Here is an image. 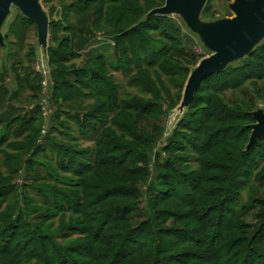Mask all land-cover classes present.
Wrapping results in <instances>:
<instances>
[{
	"label": "rangeland",
	"instance_id": "obj_1",
	"mask_svg": "<svg viewBox=\"0 0 264 264\" xmlns=\"http://www.w3.org/2000/svg\"><path fill=\"white\" fill-rule=\"evenodd\" d=\"M165 1L42 0L51 20L45 67L35 24L23 25L12 8L0 48V264H113L134 248L116 264H217L211 249L225 245L221 261L244 264L245 253L229 244L255 235L248 261L264 264V137L249 147L264 79L235 85L211 76L174 116L191 71L210 52L181 16H150ZM231 2L209 0L202 19L232 17ZM132 43L143 51L126 59ZM263 47L264 39L253 59L264 64ZM88 69L106 81L98 74L76 81ZM59 79L74 99L64 100ZM98 99L108 108L96 114ZM215 107L224 117L205 130ZM187 114L189 126L177 129ZM217 128L223 133L214 140H224L209 147ZM237 178L246 186L229 189ZM18 216L42 243L32 250L29 239L22 262ZM152 219L166 234L128 239Z\"/></svg>",
	"mask_w": 264,
	"mask_h": 264
},
{
	"label": "water",
	"instance_id": "obj_2",
	"mask_svg": "<svg viewBox=\"0 0 264 264\" xmlns=\"http://www.w3.org/2000/svg\"><path fill=\"white\" fill-rule=\"evenodd\" d=\"M208 1L166 0L164 6L150 12V16H181L188 29L200 37L210 52L191 71L182 102L174 116L184 114L205 78L222 72L234 62L248 57L264 39V0H233L229 5L234 13L232 17L205 21L202 19V13ZM13 7L18 8L25 18L35 24L37 48L43 50L41 55L45 67V59L49 56L51 20L42 0H0V48L7 47L3 27L10 18ZM252 115L255 123L250 127L252 133L249 147L264 134V110L258 109L252 112Z\"/></svg>",
	"mask_w": 264,
	"mask_h": 264
},
{
	"label": "trees",
	"instance_id": "obj_3",
	"mask_svg": "<svg viewBox=\"0 0 264 264\" xmlns=\"http://www.w3.org/2000/svg\"><path fill=\"white\" fill-rule=\"evenodd\" d=\"M103 11H104V7H101L100 10H99V12L101 13L100 16L98 17L99 19H101L103 17L102 16L103 15ZM21 22H22L23 25L33 24L32 21H30L29 19L25 18L24 16L22 17ZM5 41H6V36H5ZM143 41L145 42L144 38H143ZM6 44H7V41H6ZM143 45L142 44L138 45V43L137 44H134V43L126 44V45H124V48H123V55L122 54L121 55L124 56L126 59L131 58V54L133 55L134 52H139V51L142 52L143 51V48H142ZM2 48H5V47H2ZM49 49H50V47H49ZM262 49H263L262 52H264V47ZM258 52H260V49L259 50L257 49L252 54H250L249 58L245 59L243 61V64L240 65L239 67H232V68L228 67L226 70H224L222 72L210 75L207 78H205L203 80V82L201 83V85H200V87H199V89H198L196 94H198L199 90L202 88L203 84L207 81V79L209 77L212 78V77L220 76V75H222V77L226 76L225 77V83L229 82V79H231L232 82L235 85H238V84L240 85L243 82H245L246 80H263L264 79V64L253 59V58H258L259 59L258 54H256ZM136 56H138V55H136ZM91 57H92L93 60H96L98 63H102L103 64V61H104L103 57H100V56L97 57L95 55L91 56ZM82 74H86L87 76L89 75V76H92V77H94V76H96L98 74V76H97L98 78H101L102 80L106 81L105 77H103V78L100 77L99 73L97 72V70H94V69H88V70H85V71L83 70V71L79 72V74H78L79 76H78V79H76V81H79L80 76ZM108 82H109V80H108ZM106 84H107V82H106ZM59 86H60L59 89L61 90V95H62V97L64 98L65 101H69V100L74 99L75 95L68 88L69 84H67V82H65L64 80L59 79ZM110 86H111V84H110ZM230 87L233 88L235 86H230ZM109 89H110L109 96L112 99H114L115 98V94L117 93V87H114L112 85V87H109ZM195 96H197V95H195ZM194 99H196V97ZM95 105L96 106H95V109L93 111L96 114L103 113V112H105L106 108H108V104H107V100L106 99L105 100H101V99L99 100L98 99L96 101ZM223 115L224 114L221 113L220 108L215 107V112L213 113V115H211V117L208 118V120L206 122V126L204 127V129L207 130V126L211 123V121H218L219 119L224 117ZM190 116H191L190 114H187L185 117H183L179 121V123L177 125V129H181V130L186 129L189 126ZM225 116H226V114H225ZM253 119H254V117H253ZM254 121H255V119H254ZM219 130H220V128H217L214 131V133H211V135H209L210 136L209 140H208L209 147H212V145H214V143H215V146L217 147V146H219L218 144H221V142L224 140L223 138H218L216 141L214 140V137H216L217 132L218 133L222 132L221 131L222 129L220 131ZM223 131H225V130L223 129ZM263 137H264V134L257 141L263 139ZM244 164H246L245 160H244ZM168 167H170V169H171V168H174V165L169 164ZM168 178H169V175H168ZM237 179L238 180H235L234 185L233 184L230 185L229 189H233V188H239L240 189V188H244L246 186L247 183H245L246 182L245 180H242L241 178L240 179L237 178ZM196 192H198V195L200 194V190L196 189ZM213 192H214L213 196H215L214 198H215V201H216L217 197L219 196L220 190L217 188ZM219 198H221V197H219ZM229 200H230V197L229 196L227 197V194H226V196L224 195V197L221 200H219L218 203L220 204V207H224V203L225 202H229ZM231 202H233V200ZM235 215H236V213L234 212V217H235ZM121 219H125V215L124 214H122ZM16 226L18 227L17 240L20 242V245H18V244L15 245L14 246V250H15L16 258L18 259L19 262H22L23 261L22 252H23V250H25L24 246H25V244L27 245V243L29 242V239H32V245L30 246V248H32V250L36 249V248H39L42 245V243L40 241H38L34 237V234L31 231H29L28 226L26 225L23 217H21V216L17 217ZM151 231L152 232L153 231L154 232H161V233H165L166 234V232L163 231V229L158 226V222L156 223V220L152 219L151 221H148V222H146L145 224H143L141 226H138V227H135V228H131L130 232H129L128 239L130 238L131 240H133V241H135L137 243L140 240H142V238H145L149 234V232H151ZM169 233L170 232H168V234ZM257 237H258L257 235L254 236V238L256 240H258ZM255 239L251 238L250 240H248V238L245 237V239H242V240H235L231 244H229V248L237 249L238 250L237 253H245L246 256H245V259L243 260L244 264H254V262L251 263L248 260L249 259H253V257H256V253H255V249H254V245L256 244ZM227 246L228 245H225L224 247H222L221 250H218V249L217 250H215V249L212 250L211 249V252H212L211 257L214 258V260L216 261L217 264H233V263H228L227 261H224L225 263H223L221 261V259H220L221 252ZM135 249L136 248L131 249L129 252H127L125 255H123V257H121L120 259L117 258L118 260L117 259L115 261L113 260V264H116V263H118L120 261H123L124 259L129 257L131 255V253H133V251ZM123 252H124V249H121L119 252H117V256H121V254ZM260 257H258V258H260ZM262 258H263L262 260L264 262V257H262Z\"/></svg>",
	"mask_w": 264,
	"mask_h": 264
}]
</instances>
